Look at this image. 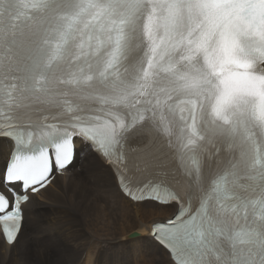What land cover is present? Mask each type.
<instances>
[{"label":"snow or ice","instance_id":"snow-or-ice-1","mask_svg":"<svg viewBox=\"0 0 264 264\" xmlns=\"http://www.w3.org/2000/svg\"><path fill=\"white\" fill-rule=\"evenodd\" d=\"M0 141L9 245L87 150L173 264H264V0H0Z\"/></svg>","mask_w":264,"mask_h":264},{"label":"bare ground","instance_id":"bare-ground-1","mask_svg":"<svg viewBox=\"0 0 264 264\" xmlns=\"http://www.w3.org/2000/svg\"><path fill=\"white\" fill-rule=\"evenodd\" d=\"M76 148L79 151L81 145L77 143ZM10 151V142L0 141V162ZM76 167L78 172H86L88 178L76 170L57 176L52 186L25 206L17 241L8 246L0 235V264H58L53 251L47 254L40 250L42 246L37 248L30 241L31 235L38 241L43 228L50 237L45 244L51 249L58 248L64 257L63 264H173L169 253L150 235V229L169 220L175 206H160L150 201L133 203L120 192L112 170L87 150L79 156ZM63 200L68 201L67 206L62 204ZM48 205L58 210L52 211V215L42 212ZM69 211L75 212L73 217ZM54 216L58 221L39 224L40 219ZM83 226L92 234V240L79 230ZM131 233L138 237L129 239ZM89 246H93L91 252H96L99 259L88 258Z\"/></svg>","mask_w":264,"mask_h":264},{"label":"rangeland","instance_id":"rangeland-1","mask_svg":"<svg viewBox=\"0 0 264 264\" xmlns=\"http://www.w3.org/2000/svg\"><path fill=\"white\" fill-rule=\"evenodd\" d=\"M81 167H83V166H81ZM74 170H76V172L79 174V175H81V176H83L85 179H87L88 178V174H86V172L85 173H83V170L81 171V172H78L77 171V167H75V169ZM52 191H55V189H51ZM57 204L59 205L60 203H59V201L57 202ZM62 204L63 205H65V206H67V204H68V201H66V200H63L62 201ZM48 209V210H47ZM47 209L46 208H44L43 209V211L42 212H50L49 214H51L52 215V211H55V210H58V209H56V208H53L52 207V205H48L47 206ZM69 213H70V217H73L74 216V214H75V212L73 211H69ZM52 218V219H51ZM41 220V222H39V224H43V225H45V224H48V223H52V222H54V221H58V218L57 217H49V218H42V219H40ZM74 228H76V227H74ZM77 229H79V228H77ZM80 231H82L83 233H85L86 235H85V237L87 238L88 237V239L89 240H92L93 239V236H92V234H89L88 233V231L86 230V228L83 226V227H81L80 229H79ZM45 231V232H44ZM40 232H41V235H40V237L38 238V241H37V239L35 238V236L33 235H31L30 236V241L32 242V244L33 245H36L37 246V248H38V246H42L41 247V249L40 250H42L43 252H46L47 254H50L52 251H53V253H54V257H55V261L58 263V264H63L64 263V257H63V255H62V253L58 250V248L56 247L55 249L54 248H50L49 246H47L45 243H47L48 242V239L50 238L49 237V233L48 232H46V230H45V228H43V229H41L40 230ZM43 234V235H42ZM34 239V240H33ZM46 241V242H45ZM38 242V243H37ZM40 242V243H39ZM42 243V244H41ZM49 243H50V240H49ZM41 244V245H40ZM92 248H93V246H89L88 248H86V249H90V251H89V254H88V258H92V259H95V258H98L99 259V256L96 254V252H91L92 251ZM58 251V252H57ZM41 252V251H40ZM60 253V254H59ZM58 254H59V256H58ZM61 255V256H60ZM121 255H123V254H121ZM60 257H61V260H60ZM62 261V262H61ZM80 262V260L78 261V263Z\"/></svg>","mask_w":264,"mask_h":264},{"label":"water","instance_id":"water-1","mask_svg":"<svg viewBox=\"0 0 264 264\" xmlns=\"http://www.w3.org/2000/svg\"><path fill=\"white\" fill-rule=\"evenodd\" d=\"M150 230H151V229H150ZM136 237H138V234H136V233H131V234L128 236L129 239H131V238H136Z\"/></svg>","mask_w":264,"mask_h":264}]
</instances>
